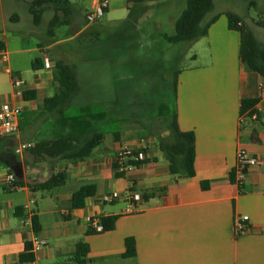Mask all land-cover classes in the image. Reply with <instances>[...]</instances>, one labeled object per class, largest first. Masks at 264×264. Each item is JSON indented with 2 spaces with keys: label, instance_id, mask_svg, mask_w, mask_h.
I'll list each match as a JSON object with an SVG mask.
<instances>
[{
  "label": "crops",
  "instance_id": "obj_1",
  "mask_svg": "<svg viewBox=\"0 0 264 264\" xmlns=\"http://www.w3.org/2000/svg\"><path fill=\"white\" fill-rule=\"evenodd\" d=\"M108 1L102 19L90 22L87 15L99 0H69L75 10L70 23L48 37L51 10L35 27L29 13L31 0H0V54L7 55L6 62L0 60V107L21 110L19 131L0 139V264H20L24 242L33 236L23 215L30 201L40 225L36 236L42 247L35 254L40 264H77L73 256L79 242L89 247L82 264H264V80L242 65L238 32L229 29L225 13L213 16L216 19L205 37L185 42L199 51L192 55L190 67L175 71L172 113L163 116L161 102L132 94L123 83L134 82L119 75L124 60L115 62L108 56L123 54L120 45L146 32L149 23L157 30L166 2ZM164 34L152 33L162 39ZM84 36L99 43L100 58L88 47L72 45ZM36 59L44 62L43 68H31ZM59 60L75 66L79 83L78 93L61 114L44 108V100L57 92L52 71ZM145 62L151 65L154 60ZM13 76L23 81L20 88L14 87ZM243 99L258 100L254 108L258 119L241 121ZM173 114L180 131L195 136L192 178L172 176L158 148L157 140L169 135L165 120ZM95 133L104 135L102 143L83 160H52L31 151L42 141ZM27 144L32 147L17 152ZM122 148L145 149L147 162L117 177L112 163ZM238 149L257 160L247 168L241 189L230 180ZM57 172L67 173L64 184L32 191L31 185ZM8 175L16 185L6 183ZM85 185L95 186V195L82 208L73 209L72 195ZM112 193H132L142 199L137 209L124 212L126 202L102 201ZM106 216H118L114 229L87 235ZM242 216L248 217V228L237 236L235 219ZM127 237L136 242L133 258L123 257Z\"/></svg>",
  "mask_w": 264,
  "mask_h": 264
},
{
  "label": "trees",
  "instance_id": "obj_2",
  "mask_svg": "<svg viewBox=\"0 0 264 264\" xmlns=\"http://www.w3.org/2000/svg\"><path fill=\"white\" fill-rule=\"evenodd\" d=\"M137 1V0H131ZM52 11V16L48 21L46 35L53 37L57 27L66 26L70 23L71 17L75 10L69 0H31L29 4V13L35 27H39L43 21L47 11ZM214 10V0H185V8L177 18L174 25V33L172 35L164 34L162 37L169 44H179L185 42H195L207 35L209 26L215 21L216 17L204 21L206 16ZM228 27L230 30L239 34V59L246 71L253 72L261 76L264 80V33L262 39L255 37L252 29L245 23L239 15L228 12L226 13ZM257 25L264 30V18L260 17ZM44 67L41 59L32 62L31 68L39 70ZM53 78L57 83V92L53 97L44 100V108L52 113L61 114L71 103L72 98L79 91V83L76 76L74 65L57 61L53 66ZM177 73L174 76L173 92L176 94ZM258 100L243 99L240 103V118L252 119V115L257 111L254 109ZM253 120V119H252ZM165 127L168 130V137L157 140L159 150L164 154L168 163L169 172L172 176L179 178H192L195 175V136L192 131L182 132L177 124V115L173 114L165 120ZM103 134L95 133L89 136L76 138H62L52 141H42L31 149L33 154L39 157H45L52 160H83L88 157L92 151L98 147L103 140ZM115 139L118 135H114ZM5 138V137H4ZM0 138V139H4ZM145 158L141 161L134 162L129 160L128 165L131 167H139L147 162L146 150L144 149ZM116 171L117 177H123V172L118 170L117 164L112 163ZM67 180V173L57 172L43 183L31 185L32 191L51 190L64 184ZM230 180L235 181V168L230 173ZM204 188V184H203ZM240 187L239 189H241ZM96 189L93 185H85L80 187L71 199V207L73 209L82 208L85 200L95 195ZM118 216H106L99 219L100 230L94 229L92 226L87 231V235H96L112 231ZM33 230L38 233L40 225L36 216L32 218ZM125 252L123 257L133 258L136 255V242L133 237L124 239ZM89 247L84 242L76 244V251L73 261L82 264L87 261ZM34 260L31 242L25 240L23 252L18 256V262L24 264Z\"/></svg>",
  "mask_w": 264,
  "mask_h": 264
},
{
  "label": "rangeland",
  "instance_id": "obj_3",
  "mask_svg": "<svg viewBox=\"0 0 264 264\" xmlns=\"http://www.w3.org/2000/svg\"><path fill=\"white\" fill-rule=\"evenodd\" d=\"M164 1L166 2L165 16L163 22L159 24V28L152 30V24L149 23L150 26L147 27L146 32H141L136 36L132 35L130 39L125 40L120 45L123 47V54L108 57L109 60L115 58V62L116 59L124 60L123 69L119 71V75L134 81L123 82L132 91V94L154 97L158 102H161V104H158L160 112L163 113V116H168L172 113V89L175 71L190 67L193 63L192 55L196 49L199 51V48L192 43L169 44L160 36L152 35L155 31L167 35L173 34L174 22L172 20L177 19L185 8V0ZM227 12L240 15L252 29L255 37L257 39L262 37L264 30L257 23L260 17L264 18V0H214V10L206 16L204 21H208L213 16L223 17ZM80 44L90 48V52L94 57L100 58V45L99 43L96 44L94 39L84 36L72 43L76 48H80ZM105 44L108 43L105 41ZM149 59L154 60L151 65L145 62ZM137 64H140V69L137 68ZM138 78H140V82H138ZM103 83L104 85L107 84V82ZM110 83L108 82L109 86ZM152 90L155 92L154 95ZM128 99H126L127 102H129ZM37 196L40 198L39 194Z\"/></svg>",
  "mask_w": 264,
  "mask_h": 264
},
{
  "label": "built area",
  "instance_id": "obj_4",
  "mask_svg": "<svg viewBox=\"0 0 264 264\" xmlns=\"http://www.w3.org/2000/svg\"><path fill=\"white\" fill-rule=\"evenodd\" d=\"M109 5L108 0H99L97 8L93 11L88 13L87 20L90 22L100 20L104 16L105 11L107 10ZM0 60L3 62L7 61V55L5 52H2L0 54ZM45 66L48 67V61L45 59ZM6 72L10 73L9 68H6ZM12 83L14 87L20 88L23 85V81L19 79L16 76H13ZM17 95H21V93L18 91ZM21 113V110L18 107L5 105L0 107V138L13 136L19 131V115ZM252 119H256V114L252 115ZM32 146L30 144L27 145H20L17 148V152H22L26 149L31 148ZM145 158L144 149L141 150H131L128 148H122L119 150L114 159L113 162L117 164L119 171H124L126 169L132 168L128 165V161H134L138 162ZM257 162L256 158L248 154L244 149H238L236 152V164H235V181L234 184L238 186L239 188L243 185V180L245 177V174L247 172V168L251 165H254ZM6 183L10 185H16L15 178L12 175H8L6 177ZM142 197L140 195L127 193V194H118V193H112L109 195H106L102 198L103 202L106 203H112L114 201L122 200L126 202V208L124 212H130L137 209V206L140 204ZM34 201H30L28 204H26L23 207V215L26 219V225L30 228L32 232V238L30 240L32 245V253L34 254V260L26 262L24 264H40L35 260V254L41 250L42 247V241L36 236V233L33 230V223L32 218L33 214L30 211V204H33ZM247 216L238 217L235 219V232L238 235H242L247 231ZM93 228L96 230H100L101 227L98 224L93 225Z\"/></svg>",
  "mask_w": 264,
  "mask_h": 264
}]
</instances>
